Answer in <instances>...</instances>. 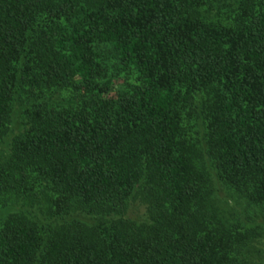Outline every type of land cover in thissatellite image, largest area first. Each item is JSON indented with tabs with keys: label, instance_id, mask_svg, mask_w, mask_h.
Wrapping results in <instances>:
<instances>
[{
	"label": "trees",
	"instance_id": "obj_1",
	"mask_svg": "<svg viewBox=\"0 0 264 264\" xmlns=\"http://www.w3.org/2000/svg\"><path fill=\"white\" fill-rule=\"evenodd\" d=\"M0 264H264V0H0Z\"/></svg>",
	"mask_w": 264,
	"mask_h": 264
},
{
	"label": "rangeland",
	"instance_id": "obj_2",
	"mask_svg": "<svg viewBox=\"0 0 264 264\" xmlns=\"http://www.w3.org/2000/svg\"><path fill=\"white\" fill-rule=\"evenodd\" d=\"M258 246H260V244H258Z\"/></svg>",
	"mask_w": 264,
	"mask_h": 264
}]
</instances>
